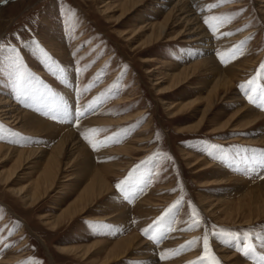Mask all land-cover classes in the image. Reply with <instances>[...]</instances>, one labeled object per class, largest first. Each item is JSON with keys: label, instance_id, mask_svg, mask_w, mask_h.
I'll return each instance as SVG.
<instances>
[{"label": "rangeland", "instance_id": "rangeland-1", "mask_svg": "<svg viewBox=\"0 0 264 264\" xmlns=\"http://www.w3.org/2000/svg\"><path fill=\"white\" fill-rule=\"evenodd\" d=\"M146 1L125 17L123 7H128L130 0H7L0 4V44L4 45L0 50V96L7 101L6 106L32 113L56 127L67 126L98 158L95 165L118 164L112 169L115 174L108 175L114 194L101 197L76 221L54 229L53 223L65 219L62 217L72 210L69 207L79 195L81 171L75 146H68L72 158L66 155L61 160L57 187L46 195L42 179L48 169L46 159L53 155L44 152L22 161L18 154L8 158L0 155V264H93L98 256L83 260L71 254L77 250L67 253L59 246L80 251L99 241H118L135 233L153 247L150 256L156 259L137 255L126 258L123 264H191L204 255L200 238L206 234L210 250L221 264H232L225 260L221 248L244 264H264V248L257 238L264 235V218L251 226L226 224L218 218L219 213L207 212L201 200H229L245 193L246 188L237 183L223 187L218 183L221 174L213 168L200 171V167L190 165L191 159L198 157L218 168L234 164L231 172L241 171L247 179L260 178L259 183H264V145L256 142L264 137L263 124L246 129L236 116L241 104L230 101L237 94L245 106L264 115V107L259 106L264 104V0L223 4L219 0H183L199 9L205 34L217 43L209 55L201 48L207 44L187 42L186 37L195 36L190 34V26L171 13L174 5L167 0ZM213 4L218 7H211ZM234 4L237 6L228 8ZM164 26L162 39L144 48ZM222 41L228 45L219 47ZM9 46L17 51L7 50ZM207 57H215L223 69L247 58L255 63L243 71L229 94L220 93L224 99L216 102L203 126L198 127L208 105V99L198 98L211 94L218 74H199L180 88L162 92L175 84L172 78L182 68ZM20 72L23 80L18 79ZM173 105H177L175 111H183L173 114ZM126 117L135 119L118 125L104 122ZM227 121L230 130L211 134ZM0 144L48 151L56 142L22 133L0 118ZM126 146V154L113 156L109 152ZM20 163L21 168L7 184L8 172ZM35 189L40 190L42 199L30 207L21 198L29 197ZM150 196L156 207L142 212L140 206L147 204L137 205ZM178 200L182 201L180 209L166 216ZM116 203L131 212H126L127 219L123 212L112 214ZM194 213L199 221L195 228L191 220ZM113 215L129 222L109 220ZM161 217L165 219L157 223ZM145 228L151 238L145 237ZM220 229L239 232L241 239L223 243L228 238L216 235ZM244 232H249L248 240L243 238ZM193 240L198 243L190 244ZM248 243L255 248L248 257L232 246Z\"/></svg>", "mask_w": 264, "mask_h": 264}, {"label": "bare ground", "instance_id": "bare-ground-1", "mask_svg": "<svg viewBox=\"0 0 264 264\" xmlns=\"http://www.w3.org/2000/svg\"><path fill=\"white\" fill-rule=\"evenodd\" d=\"M7 0H0V4L5 2ZM146 0H130V5H125L123 7V17L130 14L133 11H136L140 9L145 3ZM169 4L174 5L173 9L171 10V13L175 15L176 19L181 21V23H185L188 26H190V34L195 37L187 38V42H193L197 43L199 42L201 44H207L206 47H201L203 49H206L207 55L211 54V50H213L216 45L214 42H211V38L208 37L204 32V28L202 26V17L198 16V10L193 9V5L189 1H183V0H167ZM198 1V0H197ZM147 2V1H146ZM109 3V2H108ZM107 3V4H108ZM237 4L231 5L228 8H234ZM109 8L111 6L108 5ZM107 8V10H109ZM222 10H225L222 9ZM122 17V18H123ZM164 28V29H163ZM161 29L160 35L158 37L156 36L153 40H148L144 44V48L147 49V47L153 46L154 43H158L163 35L166 27L164 26ZM125 34H127L125 32ZM124 35V34H123ZM182 35V34H181ZM224 43V41H222ZM221 42V43H222ZM228 41H226L223 45L220 43L218 44L219 47L221 46H227ZM214 51V50H213ZM156 59H153L151 61H148L149 63L154 62ZM255 61L251 58L244 59L242 61H239L236 65L229 66L227 68H221L219 64L216 62L215 57H207L204 60H200L198 62H194L188 67L182 68L179 75H175L172 78V81L175 82L174 85L170 86V88H167V90H164L162 93H167L171 88H180L186 83H189L190 81L194 80V76H197L199 74H204V76L209 74H218V81L213 86V89L211 91V94H209L206 98H198V101L208 99V105H206V109H204L202 117L199 119L200 124L198 127L203 126L204 122L208 119V116L210 115L218 101L223 100L224 98H220L219 95L222 91L225 92V94H229L230 89L233 85H236L237 80L242 75L243 71H249L252 67H254ZM152 71L150 70L149 73ZM190 80V81H189ZM202 87V86H201ZM231 102H237L241 104V108L236 111V116L241 117L243 120V126L249 128H254L257 125L263 124L262 127L264 128V115L257 113L254 109L245 106L243 103V100L236 94L234 95L233 99L230 100ZM123 101L122 103H127ZM7 101L0 96V118L7 122L8 125L12 126L13 128H18L22 133L29 134V135H39L46 137L47 139H55L56 144L49 149L48 151L45 150H39V149H16L10 146H5L3 144H0V155L5 158H8L10 156H16L17 154L20 155V161L22 160H28L32 156L39 155L40 153L48 152L49 154L53 155L52 157H47V164L48 169L45 171L44 177L42 180H44V183L42 185L44 189V194L46 195L48 192L55 190L57 187L56 180L59 178V173L61 171L60 165L61 160L67 155L72 158V152L68 149V146L73 145L75 146V156L77 155V158H79V167L81 171V175L79 176L78 184L79 189L77 191L79 192L77 195V199H75L73 205L69 208H72V210H69V213L67 216H63L62 218H65L63 221L56 220V222L53 223L52 227L54 229L61 228L66 222H72L76 221L84 212H87L88 207L92 204H94L97 200H101L103 197H105L107 194H114L112 192V186L109 181L108 175L110 173L113 175L115 174V171L112 165L110 166H98L97 164H94V161H96L98 158L95 157V155L88 149L86 146L82 145L78 138L76 137V134L71 129H66V127H56L48 120L42 119L40 117L34 116L32 113H26V112H20L18 109L15 110L14 108L7 107ZM195 103H191V105H194ZM239 105V104H238ZM177 105H173L170 107L173 114H177L182 110V108H179L178 111H175ZM184 107V106H183ZM194 107V106H192ZM240 107V106H239ZM187 110V109H185ZM17 111V112H16ZM142 113L136 114L135 118H138L141 116ZM134 117H126L122 121L119 122H111V121H104V122H110L109 125H118L119 123L127 124L131 122ZM96 121V120H95ZM91 122V121H90ZM197 127V128H198ZM231 128V123L229 121L223 123L220 127H218L217 131H211L213 134H219L227 132ZM232 130H236L235 128ZM181 132V131H179ZM257 143H260L261 145H264V137H262L259 141H256ZM109 152L113 153L112 155H123L128 152L127 146L121 149H111ZM106 153V152H105ZM108 153V150H107ZM105 155V154H103ZM108 155V154H107ZM106 155V156H107ZM101 158V156H99ZM109 158V157H108ZM107 158V159H108ZM71 160V159H70ZM103 160V159H102ZM105 160V159H104ZM72 161V160H71ZM21 163L19 165L14 164V167L12 170L8 172V176L5 179V182L7 184L11 183L13 176L16 174L18 169L21 168ZM191 167H200V171L208 170L213 168V172L216 174H221V179L218 181V183H221L220 185H233L234 183L239 187L246 188V192L243 194H240L239 196H236L235 198L231 199H205L201 198L203 207L205 209H208L207 212L214 213L215 215L219 213L218 218L222 220L223 223L226 224H234V225H245V226H251L256 222H259L264 218V183H259L261 180L260 178H253V179H247L246 175L242 174L241 171H233L231 172L229 169L230 167H221L218 168L217 165H213L209 162L208 159L198 157V158H192ZM250 165V164H249ZM246 167L247 165H243ZM109 169L107 171L106 169ZM115 167V168H116ZM243 167V168H244ZM232 173V174H231ZM229 174H231V177H227ZM241 174V175H240ZM229 188V187H228ZM235 188V187H234ZM224 190H228L227 188H221ZM238 189V188H237ZM114 191V188H113ZM232 191V190H231ZM229 191V192H231ZM40 190L35 189V191L29 192V197L25 196L21 198L25 203H28L30 207H34L37 205V202L39 200L41 201V194ZM21 194H24V190ZM152 194V193H151ZM102 197V198H101ZM239 197V198H238ZM100 198V199H99ZM166 198V197H165ZM114 201H118L116 197H113ZM153 200V202H151ZM238 201V202H237ZM155 199L148 198L143 199L141 203H139L137 206L145 203L146 206L141 205L140 208L142 209V212H150L153 206L156 207ZM152 203V204H151ZM151 204V205H148ZM158 205V204H157ZM161 205V204H159ZM154 209V208H153ZM112 214L123 212V218L127 219V213L130 212L126 210L123 205H117L116 207H111ZM149 210V211H148ZM158 210L154 212L156 214ZM131 214V212H130ZM115 216L113 215L109 220H113L118 223H127V221H123L122 219H115ZM105 219L103 218V221ZM114 223V222H113ZM117 223V224H118ZM116 224V223H114ZM123 225V224H122ZM119 226V225H117ZM22 233V232H21ZM19 236V235H18ZM60 247V250L63 252L71 253L75 250L77 252L71 253L73 256L77 258L88 259L92 256H98L99 260H96L93 262V264H120L122 263L126 258L135 259V256L140 257H147L153 261H155V256H150V253L153 252V247H151L150 244L145 243L143 240L140 239L139 234H131L126 238H123L118 241H104V242H97L95 245H92L91 247H85L83 249H74L72 247ZM83 253V255H79L77 253ZM221 252L224 254L225 260L227 262H230L232 264H244L238 256L235 254H231L228 249L221 248ZM77 255V256H76ZM143 259V258H142ZM149 262V261H148ZM146 263V262H145ZM123 264V263H122ZM158 264V263H157ZM247 264V263H245Z\"/></svg>", "mask_w": 264, "mask_h": 264}, {"label": "snow or ice", "instance_id": "snow-or-ice-1", "mask_svg": "<svg viewBox=\"0 0 264 264\" xmlns=\"http://www.w3.org/2000/svg\"><path fill=\"white\" fill-rule=\"evenodd\" d=\"M226 2H233V0H219L220 4L226 3ZM211 7L215 8L218 7V4H213ZM205 23L207 24L208 21L205 20ZM233 33H226V35H232ZM0 50H4V45L0 44ZM11 52H16L17 49L14 46H9V48L7 49ZM262 68H264V65H261ZM63 70V69H61ZM24 78V74L22 72L18 73V79L23 80ZM241 89H244V85H240ZM91 90V89H89ZM245 91H249L248 89H245ZM250 102L252 103H256L255 100H252L251 96L249 97ZM260 107H264V104L259 105ZM84 115H87V113H85ZM215 147V146H214ZM209 155H211L209 153ZM222 159V157L220 158ZM262 163H264V161H262ZM124 183V182H121ZM120 187V184H117V188ZM182 204V201L178 200L175 202V204H173L166 213V216L171 214L173 212V210H179L180 206ZM196 213H194L191 217L192 220V227L195 228L199 221L196 220ZM165 219V217H161L160 221H157V223L163 221ZM143 233L145 235V237L151 238L150 236V230L148 228L143 229ZM217 236L220 237H227V240H223V243H231L232 241H239L241 239V234L239 232H235V231H231V230H226V229H220L218 232H216ZM243 238L245 240L249 239V232H244L243 233ZM258 239L261 240V247L264 248V235H259L257 237ZM203 241V252L204 255H202L201 257L198 258V260L191 262V264H205L206 260H207V264H221L220 260L218 258H216L215 254L211 252L210 247H209V236L206 234L203 237L200 238ZM190 244H195L198 243L197 240H193L189 242ZM234 248H236V250L238 252H242V254L245 257H248L250 254H253L255 252V248L251 243H248L244 246H237L236 244L232 245ZM211 256V259L208 260V257ZM161 259H165V256L163 254L160 255ZM262 260H264V257H261Z\"/></svg>", "mask_w": 264, "mask_h": 264}]
</instances>
